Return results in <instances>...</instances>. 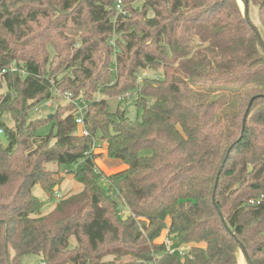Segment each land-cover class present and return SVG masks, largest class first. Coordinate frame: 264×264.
Here are the masks:
<instances>
[{"label":"trees","instance_id":"obj_1","mask_svg":"<svg viewBox=\"0 0 264 264\" xmlns=\"http://www.w3.org/2000/svg\"><path fill=\"white\" fill-rule=\"evenodd\" d=\"M118 1L0 0V264H239L240 250L264 264L256 27L238 0ZM250 1L264 26V0ZM66 91L87 101L89 135L71 101L29 117ZM95 145L127 167L100 170ZM65 174L82 189L56 200ZM36 185L56 200L47 214Z\"/></svg>","mask_w":264,"mask_h":264},{"label":"rangeland","instance_id":"obj_2","mask_svg":"<svg viewBox=\"0 0 264 264\" xmlns=\"http://www.w3.org/2000/svg\"><path fill=\"white\" fill-rule=\"evenodd\" d=\"M142 2H143V0H139L138 4L141 5ZM238 2H239L241 9L244 12L245 11L247 12L252 24L256 27V29L260 35V38H261L262 42L264 43V26L262 25V23L259 20L257 6L254 5L251 1L249 3H246L245 0H238ZM146 71L149 75H156L154 73V71H150V70H146ZM1 91H5V89H2ZM57 93L58 94H56V99L52 103L51 106H48L46 104V102H43L40 105H38L36 108H34L30 111L29 117L30 118H37V117H41V116H46V115L50 114L53 110H55V108L58 105L65 106L70 102V100H68L64 96V93H60V92H57ZM97 95H99V94H97ZM108 99H109L111 107L113 109H115L119 104V99L118 98H108ZM121 106L126 108L127 115L131 119H136L138 117V110L134 104V99L132 97H129V98L123 100L121 102ZM3 119H5V121L7 122V124L9 126L14 125V122H13L12 118L9 116V114H5ZM50 130H51V125L48 124V125H46L40 129V133L45 134V133H48ZM1 139H2V142L4 144H7V140L4 136H2ZM104 159L108 160L109 157L107 155H105ZM47 167L49 169H56V168H58V165H56L55 163H47ZM75 183L78 186L73 187V185H75ZM75 183L72 182V184H70V185H68V183H67V185L63 184V186L60 189V192H62L63 195H69V194L78 192L79 190H81L82 184L80 182H77V181ZM103 185L107 186V182L103 181ZM34 193L36 196H38L40 199H42L44 201V206L41 210V213L42 214L49 213L52 210V208L54 207V205L56 204L57 199L51 200L48 197V195L44 192V190L42 189V187L40 185H36L34 187ZM126 213H127V209L124 210V214H126ZM76 244H77V239L75 236H72L70 238V246L74 247ZM240 257L242 259V264H247L245 256L241 250L239 251V258ZM41 259H42L41 256L38 254H26L22 257L21 264H42ZM239 264H240V262H239Z\"/></svg>","mask_w":264,"mask_h":264},{"label":"built area","instance_id":"obj_3","mask_svg":"<svg viewBox=\"0 0 264 264\" xmlns=\"http://www.w3.org/2000/svg\"><path fill=\"white\" fill-rule=\"evenodd\" d=\"M116 8H117V11H118L119 13H121V12L125 13V11H124V7H123V5H122L121 0L118 1ZM11 70H12V71H17V70H18V67H17L15 64H13V65L11 66ZM6 71H7V69H2V70L0 71V77H1V76L3 75V73H5ZM144 72H145V73H143L144 75H149V74L147 73V71H144ZM24 73H25V72H23V74H24ZM140 78H141V77H140ZM64 96H65L68 100H70L71 102H73V103L75 104V107H76V109H75V121H76L77 125H78V126L80 127V129H81V133H82L83 135H89V131L85 128V121H84V115H85V112H86V108L88 107V103H87V101H86L85 99H83V98L73 99V97H72V93H71L70 91H66V92L64 93ZM52 103H53L52 100H49V101L46 102V104H47L48 106H51ZM1 120H2V116H1V114H0V122H1ZM1 133H3V128L0 126V134H1ZM99 149H100V146H99V145H95V146H94V151H98ZM55 197H56V199H60V198L63 197V193L60 192V190H56V191H55ZM261 197H263V195H262ZM250 202H251V203H255V200H251ZM257 202H259V200H258ZM42 264H43V262H42Z\"/></svg>","mask_w":264,"mask_h":264},{"label":"crops","instance_id":"obj_4","mask_svg":"<svg viewBox=\"0 0 264 264\" xmlns=\"http://www.w3.org/2000/svg\"><path fill=\"white\" fill-rule=\"evenodd\" d=\"M99 151H102L103 155L96 159V163H97L98 168L100 170H102L103 172H105L106 174L109 175V174L121 171L127 167V165L119 159H114V158L109 157L108 160H105L104 159V156L106 155V149L105 148H102ZM72 182H74V183L76 182V180L74 179V176L72 174H65L64 181L61 184L60 189L63 186V184L67 185V183H68V185H70V184H72ZM75 186H78V185H76V183H75V185H73V187H75ZM33 191H34V189H33ZM239 262H240V264H242L241 257L239 258Z\"/></svg>","mask_w":264,"mask_h":264},{"label":"water","instance_id":"obj_5","mask_svg":"<svg viewBox=\"0 0 264 264\" xmlns=\"http://www.w3.org/2000/svg\"><path fill=\"white\" fill-rule=\"evenodd\" d=\"M255 99V97H253L251 100H250V102H249V105H248V108H247V110H246V113H245V117H244V125H245V123H246V119H247V117H248V115H249V113H250V109H251V106H252V103H253V100ZM218 179H219V177L217 178V181H216V183H215V190H216V188H217V185H218Z\"/></svg>","mask_w":264,"mask_h":264}]
</instances>
